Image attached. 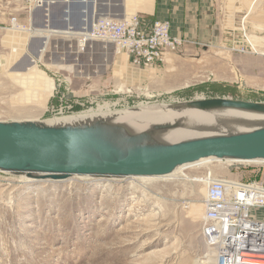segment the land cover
Returning a JSON list of instances; mask_svg holds the SVG:
<instances>
[{
    "label": "rangeland",
    "instance_id": "obj_1",
    "mask_svg": "<svg viewBox=\"0 0 264 264\" xmlns=\"http://www.w3.org/2000/svg\"><path fill=\"white\" fill-rule=\"evenodd\" d=\"M221 5L220 40L180 48L160 65L144 69L131 65L122 51L112 63L109 48L86 54L87 44L80 48L78 34L46 38L45 33L13 30L8 26L11 17L26 29L47 27L41 28L39 12L29 11L25 0H0V27H4L0 28V120H49L89 109L136 110L147 103L199 98L264 102V0H222ZM50 23L55 30L63 27L59 17ZM70 24L81 26L73 10ZM44 45L41 60L26 69L31 55L38 56ZM110 64L112 75L106 70ZM88 72L103 76L88 83L82 77ZM54 87L58 93L53 95ZM77 99L83 105H73ZM210 170L217 176L249 179L260 176L264 163L229 165L211 160L181 167L159 181L26 180L0 171V264L207 261L199 234L202 185L182 175L200 177Z\"/></svg>",
    "mask_w": 264,
    "mask_h": 264
},
{
    "label": "water",
    "instance_id": "obj_2",
    "mask_svg": "<svg viewBox=\"0 0 264 264\" xmlns=\"http://www.w3.org/2000/svg\"><path fill=\"white\" fill-rule=\"evenodd\" d=\"M58 1L63 0H44L39 6L44 10L41 28L56 29L49 21L48 6ZM69 12L65 7L66 24L60 30L70 24ZM96 16L94 12L92 18H85L91 22ZM169 108L241 114L225 121V125L247 128L166 141L162 137L174 127L166 122L135 130L101 118L73 124L0 120V171L36 180L73 176L124 178L167 175L179 166L206 158L264 160V102L199 98L170 104Z\"/></svg>",
    "mask_w": 264,
    "mask_h": 264
},
{
    "label": "built area",
    "instance_id": "obj_3",
    "mask_svg": "<svg viewBox=\"0 0 264 264\" xmlns=\"http://www.w3.org/2000/svg\"><path fill=\"white\" fill-rule=\"evenodd\" d=\"M25 1L31 12L44 2ZM8 26L13 30L24 29L15 17L9 19ZM28 30L31 34L36 32L30 25ZM78 35L81 49L93 40L112 43L125 53L131 65L144 69L163 63L168 54L179 50L184 43L182 37L170 33L167 20H146L138 13L121 19L97 18L87 34ZM54 90L53 95L58 93L55 87ZM64 94L62 92L60 98ZM72 104L83 105L78 99ZM228 164L247 165L234 160ZM200 180L206 187L199 233L206 254L213 256L214 264H264V218L256 215L264 209V171L249 179L214 177L207 172Z\"/></svg>",
    "mask_w": 264,
    "mask_h": 264
},
{
    "label": "crops",
    "instance_id": "obj_4",
    "mask_svg": "<svg viewBox=\"0 0 264 264\" xmlns=\"http://www.w3.org/2000/svg\"><path fill=\"white\" fill-rule=\"evenodd\" d=\"M221 3L222 0H63L51 3L48 6V12L49 21H52L55 17H59L63 25L66 24V20L64 19L65 7H67L70 12L71 10L75 11L77 15L80 16V22L84 19L89 20L85 17L91 16L92 14L94 15V12L98 18L113 17L121 19L134 12L138 13L146 20H167L170 23V33L173 36L182 37L184 39L181 48L185 49L192 48L193 46L212 44L220 40L221 34L218 28L221 26V22L218 16L222 12ZM35 9V13L39 12L41 23H43V8L37 7ZM230 9H234V7ZM69 26L73 29H80V27L75 28L71 26V24H69L68 27ZM42 44L43 41L41 40L40 47ZM106 48H109L107 51L110 56L109 63L113 61L116 62L118 50L112 43L88 41L85 52L86 54L92 51L104 53ZM84 66H87L86 61L84 62ZM106 70L112 75V64H110ZM56 72L57 71H55V73ZM53 76L55 77L56 74ZM78 76L80 75L76 74L75 77ZM102 76L103 72L100 74L88 72V74L85 73L82 77L85 82L95 83L98 78L101 79ZM66 78L63 76L61 81L65 83L66 80L68 81ZM256 215L260 218H264V209L257 211Z\"/></svg>",
    "mask_w": 264,
    "mask_h": 264
},
{
    "label": "bare ground",
    "instance_id": "obj_5",
    "mask_svg": "<svg viewBox=\"0 0 264 264\" xmlns=\"http://www.w3.org/2000/svg\"><path fill=\"white\" fill-rule=\"evenodd\" d=\"M85 22H84V25L80 27V29L78 30L73 29L72 27L69 26L66 28V30H60V29L55 30V29H51L50 27H47L44 29H37L36 31L40 33H45L46 38H48L49 35L53 33L54 34L64 33L66 35L87 34V32L89 31V28L91 27L94 21L92 20L90 22L89 20H85ZM24 29L29 32L28 28L27 29L24 28ZM42 48L38 56L31 55V58H32L31 63L28 64L26 69L31 68L33 65L36 64L37 61L41 60L42 54L45 49V45ZM169 105L170 104H165V103H152V104L147 103V104L141 105L139 108L136 107L137 108L136 110L130 109V108L115 109V110L114 109H106V110L89 109V110H84V111H77L71 114L54 115L49 120H39L38 118L21 119V120L41 121V122H45L48 124H68V123L73 124V123H79V122L90 121V120L101 118V119L112 120L118 123H122L135 130L145 129L148 126L155 124V123H165L166 122L174 126L169 131H167L166 135L162 137L163 140H166V141H177L180 139H187L189 137H195V136H201V135L226 133L229 131H240V130H244L245 128H247V126L245 125H236L235 127H228L225 125L226 124L225 121L236 118L237 116L241 114L237 115L229 111H208V110H201V109L169 108ZM211 160H218V159L206 158V159H201L196 162L187 163V164H184L182 166L175 168L173 172L187 165L198 164L201 162H207ZM221 161H225L226 163H228L233 160L231 159L220 160V163H225ZM236 161H239L245 164L264 163V160H259V159L257 160H236ZM173 172H171L170 174L161 175V176H133L132 179L158 180L159 181V180H163L168 177H171ZM207 172H209L214 177L217 176L216 174L212 172V170L207 171ZM73 177L87 178L90 176H73ZM182 177H184V179L189 178L191 181L201 182L200 179L202 176L190 177L187 174H183ZM21 178L26 179V180H36L34 178H27L24 175H22ZM114 179H117V178H113V177L106 178L107 182L110 180H114ZM46 180L48 179L47 178L44 179V181ZM200 184L202 185V189L205 195V192H206L205 183L201 182ZM202 209L204 211L203 202H202ZM191 216L195 217V214H192ZM207 257H208L207 261L196 260L194 264L199 263L198 261H200V264H204L206 262L208 264H214L213 256L208 253Z\"/></svg>",
    "mask_w": 264,
    "mask_h": 264
}]
</instances>
